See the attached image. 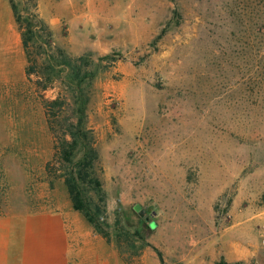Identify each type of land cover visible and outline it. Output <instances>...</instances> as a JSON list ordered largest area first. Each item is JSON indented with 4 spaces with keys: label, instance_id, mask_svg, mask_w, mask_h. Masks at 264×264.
Instances as JSON below:
<instances>
[{
    "label": "rangeland",
    "instance_id": "rangeland-1",
    "mask_svg": "<svg viewBox=\"0 0 264 264\" xmlns=\"http://www.w3.org/2000/svg\"><path fill=\"white\" fill-rule=\"evenodd\" d=\"M103 1L118 21L106 54L52 70L36 44L37 76L0 71V215L72 208L46 171L59 98L56 128L81 123L76 158L97 152L94 233L121 264H264V0ZM12 2L38 15V0Z\"/></svg>",
    "mask_w": 264,
    "mask_h": 264
},
{
    "label": "crops",
    "instance_id": "crops-1",
    "mask_svg": "<svg viewBox=\"0 0 264 264\" xmlns=\"http://www.w3.org/2000/svg\"><path fill=\"white\" fill-rule=\"evenodd\" d=\"M63 5L61 11L56 2L38 0L37 13L51 31L52 43L76 57L106 54L114 45L113 25L118 24L113 7L103 0H64ZM26 63L12 4L0 0V71L22 78ZM85 221L71 207L0 215V264H121L119 254Z\"/></svg>",
    "mask_w": 264,
    "mask_h": 264
},
{
    "label": "trees",
    "instance_id": "trees-1",
    "mask_svg": "<svg viewBox=\"0 0 264 264\" xmlns=\"http://www.w3.org/2000/svg\"><path fill=\"white\" fill-rule=\"evenodd\" d=\"M12 4L15 21L21 34V42L24 53L26 55V67L25 74L29 79L31 74L36 76L39 74L36 66V62L31 60V53L29 51L32 45L44 46V53L46 54L48 61L51 63L50 68L53 70V62H56L58 66L64 65L70 69L75 70V67L71 65L72 61H80L84 54L79 57H71L68 53L60 48H54L52 43V34L48 26L39 18L36 13L28 14L22 19V16L18 14L16 6ZM24 22V24H23ZM55 49V54L58 59L52 58L49 51ZM52 78L46 77L48 83L52 82ZM47 84L42 87L46 89ZM63 104L59 98L45 102L46 115L48 118L49 130L56 138L55 149V161L60 164V167H56L53 161L47 163L46 171L48 174H55L59 172L57 177L63 179L66 186L72 208L74 211L81 213L84 219L91 225L93 231L106 237V234L102 232L101 226L98 223V218L103 217L106 213V198L102 190L100 180L95 175L94 164L98 159L96 150L92 147V142L85 145L83 155L76 158V147L78 145V134H81V123L75 124L73 122L69 124L60 125L56 128V123L59 115H55V109L61 112ZM93 194V198L97 201H93V198L88 194ZM217 264H242V263H228L224 259H221Z\"/></svg>",
    "mask_w": 264,
    "mask_h": 264
}]
</instances>
